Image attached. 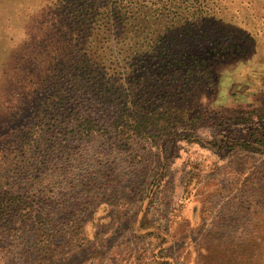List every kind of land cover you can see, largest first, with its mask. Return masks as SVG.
<instances>
[{"label": "rangeland", "instance_id": "obj_1", "mask_svg": "<svg viewBox=\"0 0 264 264\" xmlns=\"http://www.w3.org/2000/svg\"><path fill=\"white\" fill-rule=\"evenodd\" d=\"M249 2L251 30L264 23V0ZM44 13L42 0H0V181H9L0 264H264V58L245 63L250 47L217 60L212 85L182 98L170 134L152 127L69 156L46 138L36 150L51 157L23 167L19 145L41 134L37 124L21 129L38 122L22 109L27 94L46 77L58 87L59 25Z\"/></svg>", "mask_w": 264, "mask_h": 264}, {"label": "trees", "instance_id": "obj_2", "mask_svg": "<svg viewBox=\"0 0 264 264\" xmlns=\"http://www.w3.org/2000/svg\"><path fill=\"white\" fill-rule=\"evenodd\" d=\"M42 1L48 9L44 14L59 25L50 49L58 87L50 85L55 77H46L44 88L40 77L41 93L27 94L34 97L22 109L38 122L26 121L21 129L37 124L41 134L19 145L25 150L15 159L20 166L23 161L34 168L46 161L50 153L41 156L36 150L46 138L53 139L61 155L69 150V156L77 145L142 138L152 127L170 134L182 120V98L192 87L212 85L217 60L253 47L243 60L263 64L264 23L248 29L257 14L249 0ZM238 1L242 4L234 8ZM233 14L241 19L235 21ZM32 99L41 101L38 109ZM8 182L0 181V188ZM3 198L0 212L6 206Z\"/></svg>", "mask_w": 264, "mask_h": 264}]
</instances>
